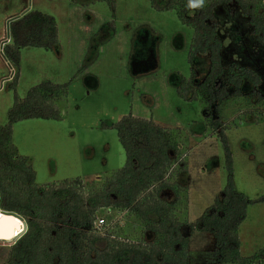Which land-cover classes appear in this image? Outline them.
<instances>
[{"label":"rangeland","instance_id":"374dc122","mask_svg":"<svg viewBox=\"0 0 264 264\" xmlns=\"http://www.w3.org/2000/svg\"><path fill=\"white\" fill-rule=\"evenodd\" d=\"M28 8L55 16L60 43L51 50L22 49L16 90L25 97L31 87L52 81L66 83L69 91L62 105L63 120L31 118L13 125L14 144L19 154L30 158L37 185L77 177L86 188L99 185L126 161L117 130L104 123L117 122L132 112L183 131L189 172L178 180L188 185L189 221L198 219L222 194L228 173L223 143L206 121L207 112L200 102L177 94L181 77L191 75L188 52L194 30L182 24L174 11H158L149 0H117L114 12L104 0H0V126L9 122L15 98L12 78L16 68L5 59L2 46L4 41L11 42L7 23ZM225 19L224 14H216L210 20L224 37V58L258 69L263 77L257 87L249 81L242 85L245 93H254L251 107L230 101L223 109L222 128L230 127L225 132L233 155L236 189L255 199L264 194V123L257 120L260 108L251 109L259 101L258 93L264 97V44L244 20L245 50L241 51L231 33L232 23ZM193 63L199 82L210 61L200 55ZM211 113L217 117L215 104ZM169 195V200L175 198L174 193ZM124 215L113 207L102 208L95 224L104 218L99 229L105 232L125 224ZM239 233L243 256L264 247V202L249 205ZM150 238L147 234L146 239ZM13 240H0V264L7 261ZM214 247L213 233L195 230L189 242L191 264H211L208 258Z\"/></svg>","mask_w":264,"mask_h":264},{"label":"trees","instance_id":"16d2710c","mask_svg":"<svg viewBox=\"0 0 264 264\" xmlns=\"http://www.w3.org/2000/svg\"><path fill=\"white\" fill-rule=\"evenodd\" d=\"M104 1L114 12L117 0ZM149 1L158 11H174L182 24L194 30L188 52L191 75L181 77L177 94L201 103L206 121L223 143L228 174L222 194L190 222L188 185L178 180L189 172L183 131L132 112L117 122L104 123L117 130L126 161L99 185L86 188L81 177L37 185L30 158L19 154L14 144L13 125L31 118L63 120L62 105L69 91L66 83L52 81L31 87L25 97L16 90L22 49L51 50L60 43L55 16L30 9L10 22L11 42L3 47L4 56L16 68L12 78L15 98L9 122L0 126V209L20 216L28 228L9 247L7 261L1 264H191L189 242L195 230L215 237L208 258L211 264H264V247L250 256L241 254L239 233L249 205L264 202V194L251 199L236 189L233 155L225 132L230 127L222 128L226 102L251 107L254 93H245L242 85L249 81L257 87L263 77L258 69L224 58V37L210 23L216 14H224L232 23L234 41L244 51L245 20L264 44V0ZM111 26L114 29L115 23ZM200 55L208 56L210 66L198 82L193 59ZM258 97L251 111L260 108L257 120L264 123V97L259 93ZM214 104L217 117L211 113ZM170 192L174 193L172 200L168 199ZM110 207L124 212L127 221L103 232L95 224L97 213ZM147 234L151 235L148 240Z\"/></svg>","mask_w":264,"mask_h":264},{"label":"water","instance_id":"95a60500","mask_svg":"<svg viewBox=\"0 0 264 264\" xmlns=\"http://www.w3.org/2000/svg\"><path fill=\"white\" fill-rule=\"evenodd\" d=\"M28 11H29V9H26L20 15L11 17L8 20V23H7L8 37H11L10 22L17 19L18 17L22 16L23 14H25ZM5 42L6 41L3 42L2 46H4ZM5 59H6V57H5ZM18 220L20 222H22L20 216L13 214V213H7V212L0 211V240L14 239L12 242H10L12 244L15 241H17L27 231L28 227H27L26 222H23L21 225V223ZM17 228H20L21 230L18 234H15V231Z\"/></svg>","mask_w":264,"mask_h":264},{"label":"built area","instance_id":"2783aa9c","mask_svg":"<svg viewBox=\"0 0 264 264\" xmlns=\"http://www.w3.org/2000/svg\"><path fill=\"white\" fill-rule=\"evenodd\" d=\"M98 222H99V225H96V226L99 228V226H103L104 225L105 220H104V218H98Z\"/></svg>","mask_w":264,"mask_h":264},{"label":"bare ground","instance_id":"6f19581e","mask_svg":"<svg viewBox=\"0 0 264 264\" xmlns=\"http://www.w3.org/2000/svg\"><path fill=\"white\" fill-rule=\"evenodd\" d=\"M18 221H19V220H18ZM19 222H20V221H19ZM20 223H21V225H22V222H20ZM21 227H22V226H21ZM21 227H20V228H21ZM20 228H17V229H16L15 234H18V233L20 232V230H21Z\"/></svg>","mask_w":264,"mask_h":264},{"label":"crops","instance_id":"0c3cea01","mask_svg":"<svg viewBox=\"0 0 264 264\" xmlns=\"http://www.w3.org/2000/svg\"><path fill=\"white\" fill-rule=\"evenodd\" d=\"M28 9H29V8H28ZM25 10H26V9H25ZM25 10H24V11H25ZM29 10H30V9H29ZM0 89H2V87H1Z\"/></svg>","mask_w":264,"mask_h":264},{"label":"clouds","instance_id":"9594fccd","mask_svg":"<svg viewBox=\"0 0 264 264\" xmlns=\"http://www.w3.org/2000/svg\"><path fill=\"white\" fill-rule=\"evenodd\" d=\"M203 2V0H201V3Z\"/></svg>","mask_w":264,"mask_h":264}]
</instances>
